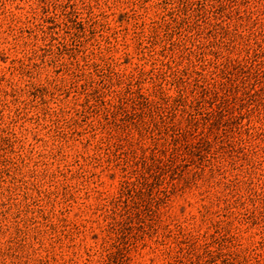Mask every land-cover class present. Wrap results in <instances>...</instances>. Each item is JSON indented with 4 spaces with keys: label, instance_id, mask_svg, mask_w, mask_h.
<instances>
[{
    "label": "rangeland",
    "instance_id": "374dc122",
    "mask_svg": "<svg viewBox=\"0 0 264 264\" xmlns=\"http://www.w3.org/2000/svg\"><path fill=\"white\" fill-rule=\"evenodd\" d=\"M0 264H264V0H0Z\"/></svg>",
    "mask_w": 264,
    "mask_h": 264
}]
</instances>
